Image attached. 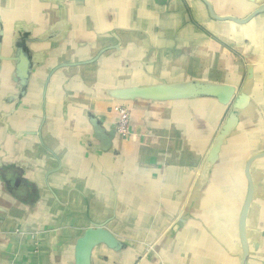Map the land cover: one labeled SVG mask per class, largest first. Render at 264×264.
<instances>
[{
	"label": "crops",
	"instance_id": "obj_1",
	"mask_svg": "<svg viewBox=\"0 0 264 264\" xmlns=\"http://www.w3.org/2000/svg\"><path fill=\"white\" fill-rule=\"evenodd\" d=\"M208 1L240 19L264 3ZM0 33V264H71L93 224L126 248L98 247L92 264H238L240 204L225 202L220 181L239 163L228 155L243 146L246 122L257 118L264 134V13L236 25L211 19L200 0H0ZM20 45L34 62L24 95L8 60ZM184 79L238 90L226 108L123 103L135 136L95 138L90 116L114 129L109 111L121 103L111 91ZM244 93L240 124L202 185L210 147ZM253 174L264 193V159ZM257 219L253 210L249 231Z\"/></svg>",
	"mask_w": 264,
	"mask_h": 264
},
{
	"label": "water",
	"instance_id": "obj_2",
	"mask_svg": "<svg viewBox=\"0 0 264 264\" xmlns=\"http://www.w3.org/2000/svg\"><path fill=\"white\" fill-rule=\"evenodd\" d=\"M206 7L209 16L214 21L229 22L236 25H245L249 23L256 16L264 13V3L259 5L245 18H236L231 15H217L211 3L208 0H200ZM2 34L0 33V38ZM23 46H13V54L8 60L11 62V79L15 83H19L20 93L24 95L25 89L28 87L30 72L33 69L34 62L29 52ZM1 58V57H0ZM252 69H248V80L252 77ZM237 88L233 85L220 84L213 82H202L192 79H184L178 83L172 84H158L150 86H131L122 89L111 91L110 96L116 101L123 103L145 101V102H183L189 105L194 100L210 99L216 102L222 108L228 107L237 92ZM22 97V96H21ZM19 100V96L13 95L9 103L13 105ZM249 97L244 93L241 94L240 101L232 104V110L220 127L216 138L210 147L207 157L204 161L202 177V185L206 183L207 175L210 174L212 169L220 163V156L227 140L230 138L232 131L238 127L240 123L239 115L241 110L247 105ZM89 123L94 130L95 138L100 142H105L114 138L117 135L113 129L109 133L106 132L104 127L95 116L89 117ZM264 159V150L257 151L251 154L243 165V177L245 179V194L240 207L238 221H237V237L240 247L238 264H249L250 260L256 255L260 260L259 264H264V255L262 253V241H264V222L260 220L264 216V193L256 192V181L253 174V168L256 163ZM19 184V180H15V185ZM260 201L262 204L256 202ZM255 210L258 214L257 227L253 231H249V220ZM264 219V218H263ZM252 235L256 237L252 240ZM104 247L114 253H119L126 248L117 237H115L104 225L93 224L86 228L81 235L75 240L72 250V263L71 264H92V255L96 248ZM262 259V260H261Z\"/></svg>",
	"mask_w": 264,
	"mask_h": 264
},
{
	"label": "rangeland",
	"instance_id": "obj_3",
	"mask_svg": "<svg viewBox=\"0 0 264 264\" xmlns=\"http://www.w3.org/2000/svg\"><path fill=\"white\" fill-rule=\"evenodd\" d=\"M125 106H127V105H125ZM113 107H115V106H113ZM149 114L151 115V112ZM218 114L221 116V110L220 111L218 110ZM186 118H187L186 123L188 121L190 122L189 118L188 117H186ZM257 120L258 119L255 118V119H252L251 121L246 122L245 131H244V135L246 136V138H244V140H243V146H241L240 149H236L234 151V153H231L228 155L229 159H235L239 162L237 167L240 168V169L239 168L237 169L238 172L235 174L234 169H232L230 171V168L233 164L232 165L228 164L227 174L228 173L231 174V178L227 179L226 181L223 179L220 181L221 182L220 186L222 188L226 189L228 187V193L229 194H228V196H224V199H225V202H228L230 205L233 203H234V205L241 204L243 196L245 194V183H244L245 181H244V178H243L242 173H241V165L243 164L244 160L251 153L263 149L259 146V142L261 141L260 140L261 137H264V134L262 133L261 125L258 124V126H256ZM129 131L130 132H128V134L126 135L127 136L126 138H124V137H121V138L124 140H127V139H131L132 137L135 136L134 133L132 132L131 128H129ZM174 133H176L175 130H174ZM167 134H168V131L162 133L163 136H166ZM169 134L172 135L173 133L170 132ZM171 138H172V136H171ZM232 167H234V165ZM220 186L218 184V187H220ZM234 194H235V196H233ZM234 237H236L235 233H234ZM237 247H238V250H237L236 256L239 255V244L237 245ZM249 264H259V261L255 260V258L254 259L252 258L250 260Z\"/></svg>",
	"mask_w": 264,
	"mask_h": 264
},
{
	"label": "built area",
	"instance_id": "obj_4",
	"mask_svg": "<svg viewBox=\"0 0 264 264\" xmlns=\"http://www.w3.org/2000/svg\"><path fill=\"white\" fill-rule=\"evenodd\" d=\"M109 114L114 117V130L120 137L126 138L129 128H131L132 114L130 109L125 105H116Z\"/></svg>",
	"mask_w": 264,
	"mask_h": 264
},
{
	"label": "trees",
	"instance_id": "obj_5",
	"mask_svg": "<svg viewBox=\"0 0 264 264\" xmlns=\"http://www.w3.org/2000/svg\"><path fill=\"white\" fill-rule=\"evenodd\" d=\"M239 164V163H238ZM238 164H234V170H235V174L238 172L237 171V169L239 168V167H237L238 166ZM243 165H244V162H243V164L241 165V173H242V176H243ZM237 167V168H236ZM240 169V168H239ZM244 178V177H243ZM244 181H245V179H244ZM245 183V182H244ZM245 187H246V184H245ZM243 198H244V196H243ZM242 201H243V199H242ZM242 204V203H241ZM241 204H240V207H241ZM236 236H237V234H236ZM239 244V242H238V237H237V245ZM239 252H240V247H239Z\"/></svg>",
	"mask_w": 264,
	"mask_h": 264
}]
</instances>
